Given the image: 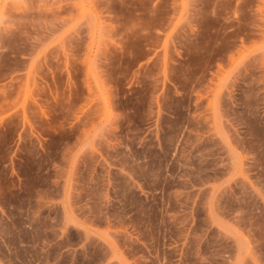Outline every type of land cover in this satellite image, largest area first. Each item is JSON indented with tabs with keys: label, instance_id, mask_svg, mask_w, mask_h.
Masks as SVG:
<instances>
[{
	"label": "rangeland",
	"instance_id": "obj_1",
	"mask_svg": "<svg viewBox=\"0 0 264 264\" xmlns=\"http://www.w3.org/2000/svg\"><path fill=\"white\" fill-rule=\"evenodd\" d=\"M0 264H264V0H0Z\"/></svg>",
	"mask_w": 264,
	"mask_h": 264
}]
</instances>
